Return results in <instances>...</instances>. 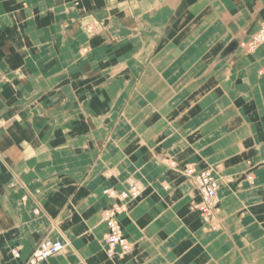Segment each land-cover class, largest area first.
I'll return each mask as SVG.
<instances>
[{"label": "crops", "instance_id": "obj_1", "mask_svg": "<svg viewBox=\"0 0 264 264\" xmlns=\"http://www.w3.org/2000/svg\"><path fill=\"white\" fill-rule=\"evenodd\" d=\"M263 20L264 0H0V264L44 239L65 247L42 264H264ZM187 164L220 179L212 227ZM133 184L109 256L104 192Z\"/></svg>", "mask_w": 264, "mask_h": 264}, {"label": "built area", "instance_id": "obj_2", "mask_svg": "<svg viewBox=\"0 0 264 264\" xmlns=\"http://www.w3.org/2000/svg\"><path fill=\"white\" fill-rule=\"evenodd\" d=\"M261 44H264V20L261 22L258 31L252 36L249 49L252 51ZM170 165L175 166L174 163H170ZM184 174L200 196V201L193 203L192 209L198 212L204 223L211 226L212 220L220 212L219 199L217 197L220 179L216 171L212 168L196 170L192 164H187L184 168ZM141 192V186L136 184L131 185L128 190L120 194L110 190L104 192L106 195L119 200V203L102 212L103 221L107 229L104 236V244L109 256L114 255L118 250L122 253L129 252L130 245L123 235L118 216L125 210V204L136 200ZM64 247V244L59 240L44 239L38 243L23 264H42L48 258L62 252ZM12 254L15 258L20 257L17 249L12 250Z\"/></svg>", "mask_w": 264, "mask_h": 264}, {"label": "water", "instance_id": "obj_3", "mask_svg": "<svg viewBox=\"0 0 264 264\" xmlns=\"http://www.w3.org/2000/svg\"><path fill=\"white\" fill-rule=\"evenodd\" d=\"M235 47H236V43L231 44V45L229 46V48L226 50L227 53L233 51V50L235 49Z\"/></svg>", "mask_w": 264, "mask_h": 264}, {"label": "bare ground", "instance_id": "obj_4", "mask_svg": "<svg viewBox=\"0 0 264 264\" xmlns=\"http://www.w3.org/2000/svg\"><path fill=\"white\" fill-rule=\"evenodd\" d=\"M42 241V240H41Z\"/></svg>", "mask_w": 264, "mask_h": 264}]
</instances>
